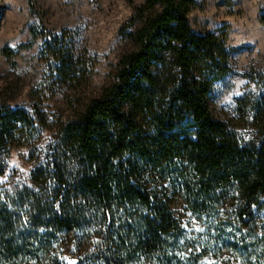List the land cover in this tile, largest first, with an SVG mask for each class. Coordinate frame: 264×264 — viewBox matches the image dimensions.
<instances>
[{"label":"trees","instance_id":"obj_1","mask_svg":"<svg viewBox=\"0 0 264 264\" xmlns=\"http://www.w3.org/2000/svg\"><path fill=\"white\" fill-rule=\"evenodd\" d=\"M193 6L145 0L135 49L96 96L75 95L90 71L73 47L47 42L45 62L73 93L72 114L30 186L10 193L0 185V264H67L50 253L54 243L93 247L72 257L78 264H181L178 200L195 214L226 208L254 232L264 225V96L240 101L244 134L212 116L209 99L231 73V52L225 35L192 29ZM44 125L39 111L0 104V177L11 152L36 146Z\"/></svg>","mask_w":264,"mask_h":264},{"label":"rangeland","instance_id":"obj_2","mask_svg":"<svg viewBox=\"0 0 264 264\" xmlns=\"http://www.w3.org/2000/svg\"><path fill=\"white\" fill-rule=\"evenodd\" d=\"M144 2L0 0V104L39 111L45 121L36 146L16 148L7 158L0 177L3 190L13 193L30 186L32 171L44 161L58 126L72 114L67 96L73 93L54 82L45 62L47 42L59 38L73 47L90 71L75 95L96 96L114 81L122 57L135 49L131 35L137 27L136 10ZM263 17L264 0H194L189 14L196 33L227 38L231 73L214 85L209 107L216 120L232 124L242 134L249 127L242 120L240 101L264 96ZM174 209L182 228L174 253L177 263L264 264V225L256 232L245 228L226 208L195 214L178 200ZM92 250L87 245L60 249L54 243L50 253L78 264L72 257L83 260ZM42 259L19 264H43Z\"/></svg>","mask_w":264,"mask_h":264}]
</instances>
